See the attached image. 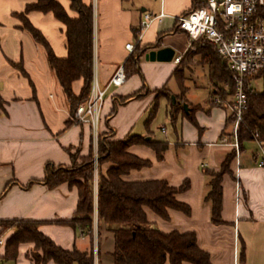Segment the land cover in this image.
Listing matches in <instances>:
<instances>
[{"label":"crops","instance_id":"1","mask_svg":"<svg viewBox=\"0 0 264 264\" xmlns=\"http://www.w3.org/2000/svg\"><path fill=\"white\" fill-rule=\"evenodd\" d=\"M33 1L0 0V220L40 221L38 230L56 245L67 250H88L90 241L85 234L69 225L51 222L73 217L78 193L66 183L47 187L42 182L45 166H70L69 152L83 157L92 150L95 155L98 134L111 132L115 139L139 135L144 140L167 141L168 147L163 159L157 160L154 150L146 144L130 145L128 151L150 161V165L131 169L124 175L125 180L165 179L174 187L189 181V188L176 194L177 200L189 206V214L168 209L165 220L145 208L147 221L163 232H194L198 247L209 254L211 264H264V167L257 165L256 140L244 143L230 163V173L222 176L221 224L211 222L210 205L203 200L207 183L203 168L218 170L233 148L221 139L226 137L230 111L207 102L208 86L201 102L188 101L184 93L189 87L174 75L189 49L186 33L176 29L175 16L192 7L193 1L83 0L93 7V77L101 87L131 54L125 49L126 43H132L139 52L138 72L126 76L121 85L107 88L96 131L74 119L44 47L22 28L16 16ZM58 2L73 16L68 0ZM159 11L164 16L154 19L137 38L142 15ZM25 16L42 33L55 56L65 57L63 24L50 12L30 11ZM176 56L181 57L179 62L174 61ZM207 80L210 83L208 76ZM81 84L80 80L72 83L75 95ZM192 87L197 85L192 83ZM163 88L168 95L155 97L156 91ZM134 92H139L140 97L117 104L112 112L117 98ZM160 98L167 102L168 119L167 110L177 99L182 108L176 118L181 119L180 130L171 124L170 137L163 139L150 126L154 116L146 123L153 104L158 106ZM183 103L188 112L183 110ZM190 111L199 128L186 118ZM160 129L166 131L164 126ZM108 166L101 165V171L104 173ZM94 177L93 221L97 236L96 171ZM13 232L0 233L4 240L0 264H33L28 256L31 243L19 244L14 257L8 252L6 241ZM94 245V264H113L111 232L103 227ZM164 264L170 263L166 260Z\"/></svg>","mask_w":264,"mask_h":264},{"label":"trees","instance_id":"2","mask_svg":"<svg viewBox=\"0 0 264 264\" xmlns=\"http://www.w3.org/2000/svg\"><path fill=\"white\" fill-rule=\"evenodd\" d=\"M70 16L58 0H34L26 5L22 13L16 16L21 26L27 30L33 39L42 45L46 51L47 61L54 71L69 103L71 112L89 95L93 78V7L83 0H68ZM30 11L41 13L50 12L63 24L66 39V56L59 58L53 53L49 43L42 33L26 18ZM264 18V10H260ZM193 52L200 54L207 66L208 79L214 87L219 86L215 93L220 99L234 91L228 65L219 56L214 47L200 39L191 43ZM190 54V49L185 53ZM139 52L134 49L123 63L126 76L138 72ZM181 69H176L174 75L180 82ZM264 73L260 71L246 78L245 93L247 107L236 130V140L239 150L247 141L256 140L264 145V89L256 91L250 82ZM82 82L80 91L75 95L72 83ZM134 92L116 100L112 112L117 104L140 97ZM0 106L2 101L0 99ZM157 108L155 102L150 110L149 122ZM181 108V101L177 99L170 105L167 115L175 127L176 118ZM111 112V113H112ZM186 118L197 128L198 125L191 113ZM232 121L227 116L226 123ZM224 133H222L223 135ZM229 138L231 135H228ZM132 144H146L152 148L157 160L163 159V153L168 147L164 140H144L139 135H131L123 139H115L111 132L98 134L96 152L93 151L83 157L70 153L71 165L68 167L46 164L42 182L49 188L66 183L75 187L78 200L75 213L69 220H56L53 223L69 225L73 229L85 234L90 241L88 250L63 249L56 245L48 236L38 230L40 221L32 220H0V225L14 227V232L6 241V247L12 257L16 255L17 247L21 243H31L33 248L28 256L33 264H94L93 234H94V175L96 171V234L99 237L103 227L111 232L113 250L110 253L113 264H182L187 261L192 264H211L209 254L198 247L196 234L192 231L179 232L171 230L163 232L146 219L145 208L151 209L162 219H168V209H175L185 214L190 213L187 204L177 200L176 194L189 188V181L184 180L179 186H171L165 179L127 181L123 177L131 169H139L150 165V161L141 159L130 153L128 147ZM235 157L232 149L226 154L218 170L203 168L207 178L204 202L210 205V220L213 224H221L222 186L224 174L230 173V163ZM109 164L105 172L101 165ZM34 182V181H31ZM99 243L97 245V248ZM98 251V249H97Z\"/></svg>","mask_w":264,"mask_h":264},{"label":"built area","instance_id":"3","mask_svg":"<svg viewBox=\"0 0 264 264\" xmlns=\"http://www.w3.org/2000/svg\"><path fill=\"white\" fill-rule=\"evenodd\" d=\"M193 5L187 11L175 16L176 29L186 33L188 48L197 40H204L215 48L217 54L225 59L234 83L229 110L233 117V140L229 143L238 155L236 130L247 107L245 80L257 72L264 71V18L260 10L264 0H192ZM158 13L145 12L139 21L138 36L154 19L164 16ZM125 49L132 52L134 45L125 44ZM180 56L174 58L179 62ZM126 75L122 66H118L106 85L101 87L93 77L88 98L77 105L74 119L80 124H88L96 131L99 123L100 109L103 105L106 90L109 86H119ZM258 142V141H257ZM259 143V142H258ZM257 165L264 167V145L259 143ZM4 240L0 237V247Z\"/></svg>","mask_w":264,"mask_h":264},{"label":"rangeland","instance_id":"4","mask_svg":"<svg viewBox=\"0 0 264 264\" xmlns=\"http://www.w3.org/2000/svg\"><path fill=\"white\" fill-rule=\"evenodd\" d=\"M190 49V54L186 56V58L183 60L182 64H181V71L179 73L180 75V83L181 84H185L186 87H189V89H187L184 93L185 98L188 101H192V102H201L205 96H206V86H208L209 89V98L207 100V102L210 105H215V106H220V107H225L226 109L229 110V104L231 103L232 100V94L227 95L223 100L219 98V96H217L215 93H218L219 90V86L214 87L213 85H211L210 83H208L207 80V66L204 64L203 60L201 59L200 54L193 52V49ZM188 49V50H189ZM192 83H194L195 85H197V87H192ZM250 85L252 88H254L256 91H262L264 89V73L259 76L258 78L253 79L250 82ZM183 90V89H182ZM235 90V88H234ZM152 93V91L150 92ZM160 95H168V91L163 88L160 89L158 91H156L155 93V97H158ZM166 105L167 102L164 98H160L158 100V106H157V110L156 113L154 115V117L152 118L151 122H150V126L152 128V130L155 132V135L160 137V138H169L172 132V125L170 120L167 118V116L165 115V109H166ZM194 109L196 107H193ZM228 116H230L232 118V121L230 120L228 122L227 125V132L225 133L227 140H233V117L231 115V113L229 112ZM164 126L166 131L163 132L160 127ZM176 130L179 131L180 127H181V119L179 118L176 121ZM109 133V132H107ZM228 135H231V137L229 138ZM14 227L10 226V225H0V233H6V232H10L13 231ZM94 238L97 239V236H94L93 234V247L94 245ZM100 242L102 245V234H101V238ZM106 243V242H105ZM104 243V244H105ZM102 247V246H101ZM94 249V248H93ZM94 253V251H93Z\"/></svg>","mask_w":264,"mask_h":264},{"label":"water","instance_id":"5","mask_svg":"<svg viewBox=\"0 0 264 264\" xmlns=\"http://www.w3.org/2000/svg\"><path fill=\"white\" fill-rule=\"evenodd\" d=\"M182 107L185 112H188V106L186 103H183Z\"/></svg>","mask_w":264,"mask_h":264}]
</instances>
